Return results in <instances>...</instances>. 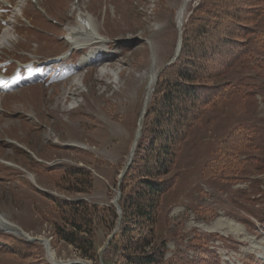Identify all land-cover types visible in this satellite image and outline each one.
I'll return each mask as SVG.
<instances>
[{
	"label": "rangeland",
	"instance_id": "1",
	"mask_svg": "<svg viewBox=\"0 0 264 264\" xmlns=\"http://www.w3.org/2000/svg\"><path fill=\"white\" fill-rule=\"evenodd\" d=\"M7 1L11 7L0 4V39L10 38L5 46L13 59L44 61L69 49L64 36L67 27L81 25L77 11L106 38L104 50L114 58L96 60L97 44L77 37L83 47L67 60L34 69L35 76L31 66L0 95V216L30 237L0 232L7 236L0 241V264H55L43 241L57 264L116 261L118 247L107 239L121 221L113 201L119 194L120 206V172L139 119L141 135L143 74L154 65L146 111L158 74L175 54V14L183 0H34L38 9L29 0ZM187 2L181 34L199 0ZM248 25L251 56L239 58L218 79L234 87V94L203 111L162 177L176 180L161 197L155 236L165 241L166 259L179 252L180 264H264V12ZM238 125L249 131L240 166L228 175L220 170L204 176V167L213 169L218 160L219 142ZM62 202L96 207L84 218H91L86 227L97 260L57 234V227L71 229L70 209ZM233 224L241 226V234H234ZM9 238L31 244L25 258Z\"/></svg>",
	"mask_w": 264,
	"mask_h": 264
},
{
	"label": "trees",
	"instance_id": "2",
	"mask_svg": "<svg viewBox=\"0 0 264 264\" xmlns=\"http://www.w3.org/2000/svg\"><path fill=\"white\" fill-rule=\"evenodd\" d=\"M263 3L264 0H199L184 22L179 55L158 74L131 165L120 182L121 221L109 243L118 247L119 254H115L116 261H105V264H180L179 252L166 259L165 241L155 236L161 197L176 180L173 176L162 177L175 165L181 143L203 111L220 106L234 94V87L221 85L218 79L239 58L251 56L245 43L252 34L248 24L263 14ZM212 80L214 85L210 84ZM248 138L249 131L244 126L238 125L229 131L218 144L214 168L204 167L203 175H214L220 170L228 175L230 168L239 167V152ZM61 204L70 209L71 229L57 227V234L82 256L97 260L91 229L86 227L91 218L87 221L84 218L89 214L86 211H96V207ZM107 210L117 217L112 207ZM5 239L0 235L2 243ZM7 242H11V248L21 258H25L31 247L30 243L13 238Z\"/></svg>",
	"mask_w": 264,
	"mask_h": 264
},
{
	"label": "bare ground",
	"instance_id": "3",
	"mask_svg": "<svg viewBox=\"0 0 264 264\" xmlns=\"http://www.w3.org/2000/svg\"><path fill=\"white\" fill-rule=\"evenodd\" d=\"M187 1L188 0L182 1L181 5L179 6V8L175 14V24H176V27L179 31H181L182 23L184 21L186 6L188 3ZM1 2L8 3L7 0H1ZM1 2H0V4H1ZM35 4H37L39 6L38 2ZM77 16H78V19H79L81 25L79 27L78 26L67 27V33L65 34V35H69L71 38L70 40H68L69 48H75L76 49L77 47L82 46V45L78 44L80 42L79 40H77V37H78V38L85 40L88 44H97V53L101 54L104 51V46L107 44L106 38H103L102 35H100L97 31H95L92 28L91 20L89 19V17L86 14L82 13L81 11H77ZM3 40H8V36L4 37ZM89 60H91V58H89ZM103 73H106V71H103ZM143 77H145L146 86H145L144 103H143V109H142L143 112H141L142 118H143V114H144L146 105H147L148 100H149V95L152 91V86H153L154 80H155L154 65H153V67L151 66V68L149 70L144 72ZM68 108L71 109V108H73V106H71V107L68 106ZM0 109H1V107H0ZM139 124L141 125L140 119H139ZM53 141L58 142V139L57 140L54 139ZM10 142L13 143L14 141L10 140ZM176 211H178V210L176 209ZM0 231H11L14 234L22 235V237H24L25 239H30L29 235L25 231H23L19 226L13 224L9 220H7L1 216H0ZM233 231H234V234H238V233L241 234L242 228L239 224H236V225L233 224ZM44 242H45L46 249H48L47 254L49 256V259L51 261H53V263L57 264L54 260L53 253L48 248L47 242L43 241V244H44Z\"/></svg>",
	"mask_w": 264,
	"mask_h": 264
},
{
	"label": "water",
	"instance_id": "4",
	"mask_svg": "<svg viewBox=\"0 0 264 264\" xmlns=\"http://www.w3.org/2000/svg\"><path fill=\"white\" fill-rule=\"evenodd\" d=\"M180 49H181V31L178 32V41H177V45H176L175 54H174V56L171 58V60L167 64L171 63L172 61H174L177 58V56L179 55ZM137 125H138L137 132H136L137 135H135V138H134V141H133L131 150H130V156H129V159H128V163L124 166V168L120 172V177H122L124 175V173L126 172L128 166L130 165L131 160H132V156H133L134 149H135V144H136V141H137L136 138H138L139 135H140V124H139V120H138V124ZM118 196H119V194L116 195L115 200L113 201V204L115 205L118 213H120V206H118V204L116 202V198ZM119 217H120V215H119ZM112 236H113V233H111L109 235V237L107 239V244L110 242ZM67 264H82V263L72 262V263H67Z\"/></svg>",
	"mask_w": 264,
	"mask_h": 264
}]
</instances>
